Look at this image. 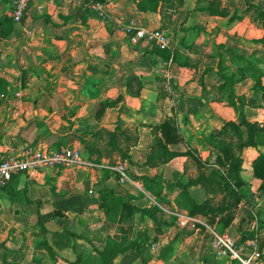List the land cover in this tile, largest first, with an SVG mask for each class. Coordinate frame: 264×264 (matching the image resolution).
<instances>
[{
    "label": "crops",
    "instance_id": "obj_1",
    "mask_svg": "<svg viewBox=\"0 0 264 264\" xmlns=\"http://www.w3.org/2000/svg\"><path fill=\"white\" fill-rule=\"evenodd\" d=\"M99 1L104 15L82 0H33V16L15 23L12 0H0V156L76 146L84 159L0 188V264H229L211 232L240 225L256 226L247 238L261 248L262 5ZM130 21L163 30L168 48L134 41ZM241 115L255 145L241 146ZM165 121L178 140L165 142Z\"/></svg>",
    "mask_w": 264,
    "mask_h": 264
},
{
    "label": "built area",
    "instance_id": "obj_2",
    "mask_svg": "<svg viewBox=\"0 0 264 264\" xmlns=\"http://www.w3.org/2000/svg\"><path fill=\"white\" fill-rule=\"evenodd\" d=\"M86 2L89 9L104 15L105 4L99 0H82ZM33 0H12L10 17L13 22L21 23L24 19L31 18L34 14ZM127 33H132L133 21L124 25ZM133 40L148 38L153 41L159 49H167L169 45L168 35L161 29L134 30ZM28 33V31H25ZM84 164L82 151L76 146H61L59 149H48L42 146H26L17 153L0 156V188L6 186L13 175L23 173L28 177L37 175L43 168H54L58 166L76 167ZM120 179L127 177L125 168L121 165L114 166ZM256 226L251 230L255 231ZM212 247L222 253L229 264H264V251L257 247L252 238L231 236L227 232H211Z\"/></svg>",
    "mask_w": 264,
    "mask_h": 264
},
{
    "label": "trees",
    "instance_id": "obj_3",
    "mask_svg": "<svg viewBox=\"0 0 264 264\" xmlns=\"http://www.w3.org/2000/svg\"><path fill=\"white\" fill-rule=\"evenodd\" d=\"M10 21H12V20H10ZM158 51H160L163 54V56H165L166 58L169 55L168 51H161L159 49H158ZM240 121H241V123L245 124L249 130L247 140L244 141L243 143H241V146H243V145H255L256 142L254 141V131L257 130V128L254 126L253 123L246 121L244 119L243 115H241ZM226 125L229 126L231 129H234L236 132H238V126L235 125L234 123L227 122ZM161 132H162V135H163L166 143L170 142L172 140H175V141L178 140V138L174 135L169 136L170 133L175 134L176 131L171 125H169V123L167 121H165L161 124ZM176 154H177V152H168L167 158H172V157L176 156ZM253 175L255 177L261 179V184L259 186V192L264 195V155L263 154H259L257 156L255 162H254ZM230 190H232L233 194L238 195V194H236V191L234 189H230ZM201 210L203 211V213L205 215H207L208 211L205 210V208H202ZM256 215H257V219L260 222V224L264 225V207H259ZM245 237L246 236H242L241 239L243 240V239H245ZM103 257H104V255H101L102 260L104 259ZM106 262L107 261H105L104 263L102 262L100 264H107ZM71 264H83V263H81V262L79 263V261H77V262L71 263Z\"/></svg>",
    "mask_w": 264,
    "mask_h": 264
},
{
    "label": "rangeland",
    "instance_id": "obj_4",
    "mask_svg": "<svg viewBox=\"0 0 264 264\" xmlns=\"http://www.w3.org/2000/svg\"><path fill=\"white\" fill-rule=\"evenodd\" d=\"M209 1H211L213 3V0H209ZM216 1H218V0H216ZM250 1H255V2H253L254 3L253 5H255V3H260V5H262V6H257V7L255 6L256 9H254V11H253L254 14H257V15L264 14V10H263L264 9V0H250ZM235 9L240 10V8H235ZM234 13H236V11ZM244 222L249 224V222H250L249 218L245 217ZM243 226L244 225H240L241 228H240V230H238V236L239 237H242V236L255 237V235H256L255 231L241 230ZM225 231H226L225 229L221 230V232H225ZM261 249L264 251V241H263V244L261 246ZM232 264H236V262H233Z\"/></svg>",
    "mask_w": 264,
    "mask_h": 264
},
{
    "label": "water",
    "instance_id": "obj_5",
    "mask_svg": "<svg viewBox=\"0 0 264 264\" xmlns=\"http://www.w3.org/2000/svg\"><path fill=\"white\" fill-rule=\"evenodd\" d=\"M201 220H202L203 222H206V221H207V217L203 216Z\"/></svg>",
    "mask_w": 264,
    "mask_h": 264
}]
</instances>
